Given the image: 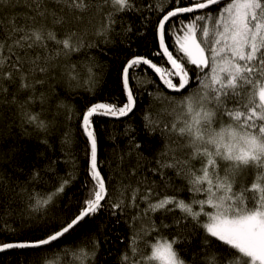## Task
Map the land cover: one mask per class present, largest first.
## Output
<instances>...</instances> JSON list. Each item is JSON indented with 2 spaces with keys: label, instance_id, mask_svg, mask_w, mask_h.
Instances as JSON below:
<instances>
[{
  "label": "snow or ice",
  "instance_id": "6c2138e0",
  "mask_svg": "<svg viewBox=\"0 0 264 264\" xmlns=\"http://www.w3.org/2000/svg\"><path fill=\"white\" fill-rule=\"evenodd\" d=\"M131 13L153 24L156 50L133 52L114 69L123 101L90 103L78 114L68 97L80 90L96 94L104 74L97 54L121 35L130 41ZM150 14H158L154 22ZM149 73L146 83L157 89L153 102L161 109L145 112L142 126L160 146L145 157L129 126V147L117 167L133 151L137 162L124 174L127 183L112 184L113 173L101 171L111 162L98 159L93 118L134 114ZM6 116L7 127L34 144L29 151L14 141L0 152V163L11 167L0 170V218L11 214L13 203L48 216L65 197L67 215L54 218L40 237L0 240V252L67 255L71 237L80 264H98L102 226L92 225L106 211L113 217L131 213L120 264H264V0H0V119ZM73 118L87 142L86 175L75 200L66 192L79 179L75 137L71 129L61 131ZM57 139L58 157L49 154L57 151ZM144 159L155 166L145 171ZM60 163H70L71 171L61 175ZM185 187L189 199L179 194ZM177 210L180 215L165 223ZM172 228L178 234L169 238L165 232ZM0 231L16 229L4 224ZM193 241L196 258L189 259L184 249Z\"/></svg>",
  "mask_w": 264,
  "mask_h": 264
},
{
  "label": "trees",
  "instance_id": "16d2710c",
  "mask_svg": "<svg viewBox=\"0 0 264 264\" xmlns=\"http://www.w3.org/2000/svg\"><path fill=\"white\" fill-rule=\"evenodd\" d=\"M169 0H153V3L159 5L161 3L167 4ZM158 14H150V19L154 22L157 19ZM130 21L133 25V32L129 33L130 41L125 40V36L121 35L116 38L114 45L105 50L103 55L97 54V59L104 65V74L102 80L97 88L96 94L94 96H89L83 90L74 92L68 101L71 103L75 111L79 114L83 111L86 105L95 102H106L109 100L118 99L123 101L125 99L121 92L120 85L118 83L117 72L114 70L118 68L120 62L128 57L131 53L135 52L138 54H147L157 48V40L155 33L152 30L153 24H148L145 26L139 17L135 13L126 14V22ZM99 18L93 20V25L98 24ZM139 30V31H137ZM119 32V27L117 28ZM89 39H96L95 37H89ZM120 41H125L123 44ZM103 47V45H101ZM96 52L95 49L92 50ZM76 57H74L75 59ZM138 75V73H137ZM151 76H145L143 86L140 87L138 93V105L134 110V114L130 117L124 119H110L103 117H95L94 123L98 127V159L104 160L107 158L111 162V167L105 164L101 168L102 173L111 172L113 173L112 184H116L117 181L122 178L125 179L127 183V178L125 175L131 166H134L137 162L136 152L133 151L131 157L125 156L124 161L120 167H117L119 163L117 157L122 153L126 152L128 145V137L125 133L128 131L129 126L136 129L135 135L137 139L143 144L142 151L145 157L151 158L155 150L160 146L158 141H154L151 137L147 136L143 129L142 117L145 112H151L153 115L160 113L161 105L154 101V95L157 89L151 84L146 83L147 79ZM59 90L60 86L57 85ZM64 95V93H61ZM162 120L171 119L170 117L160 116ZM11 123L10 119L6 116L0 119V136L6 137L3 142H0V152H6L10 145L14 141L25 144L29 151H32L34 142L23 141L18 137V130L15 126L11 129L7 125ZM65 128L71 129L72 134L75 137V143L73 144L71 151L75 154V158L79 163L78 176L79 179L75 184L72 185L70 189H67V196H71L73 200L76 199L77 193L80 191V185L85 179V169L87 167V158L85 156L86 140L79 128V121L75 118L68 122L61 131ZM57 151L55 153H49L54 156H61L62 153L59 151V139L56 140L53 145ZM144 170L146 171L148 167H154V163H149L148 159L141 161ZM71 164L60 163L58 165V171L63 175L66 171H71ZM0 170L11 171V167L7 162L0 163ZM149 179H156L159 181V177H153L151 173H148ZM131 180L135 182L136 177H131ZM174 184L182 185L183 182L178 179H174ZM163 185H161V188ZM163 195V192L161 193ZM171 195V191L168 192ZM181 198L189 199L191 193L186 189L182 190L180 193ZM65 198H60L57 200L56 207L51 210L48 216H42L41 214L30 215L26 206L21 203L12 204V212L10 215L0 218V227L4 224L16 229L15 233L8 231H0V240L3 241H13V240H25L32 239L33 237L42 236L43 229L45 227L51 226L55 222L54 218L62 219L67 215L65 209L64 200ZM143 206V205H142ZM131 213L128 215H120L117 212V216L113 217L104 211L99 214L93 223V227L102 226L100 231L96 234L97 238L102 240L103 243L98 254V264H120V255L125 251L127 246V238L129 236V227L127 221H129ZM180 212L177 210L175 213L166 215L163 219L165 223L171 224L173 216H179ZM156 223H160L161 216L159 213L154 217ZM203 219V218H202ZM177 233L178 230L175 228L169 229L165 232L169 238L171 234ZM155 235V234H153ZM152 237H149L151 239ZM219 243V242H217ZM66 252L61 250L58 253L53 252L51 254L43 253L41 250L35 249H13L0 253V264H41L42 256H46L45 264H65V260L71 262V264H80L79 260L75 258L74 253L77 251L74 246V242L71 237H69L66 242ZM48 247V246H47ZM45 247V248H47ZM197 245L193 241L191 247H185L184 252L188 254L189 259H194L195 250Z\"/></svg>",
  "mask_w": 264,
  "mask_h": 264
},
{
  "label": "water",
  "instance_id": "95a60500",
  "mask_svg": "<svg viewBox=\"0 0 264 264\" xmlns=\"http://www.w3.org/2000/svg\"><path fill=\"white\" fill-rule=\"evenodd\" d=\"M131 115V114H130ZM95 118V117H94ZM103 118H110V119H124V118H127V117H123V118H111V117H103ZM45 247H47V246H45ZM10 250H13V249H10ZM6 251H8V250H6ZM0 253H2V252H0Z\"/></svg>",
  "mask_w": 264,
  "mask_h": 264
}]
</instances>
